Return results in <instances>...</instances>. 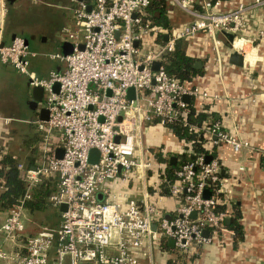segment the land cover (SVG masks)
Returning <instances> with one entry per match:
<instances>
[{"label": "built area", "instance_id": "1", "mask_svg": "<svg viewBox=\"0 0 264 264\" xmlns=\"http://www.w3.org/2000/svg\"><path fill=\"white\" fill-rule=\"evenodd\" d=\"M167 1L190 19L166 29L146 17L149 0H74L80 38H72L70 52L49 55L63 65L50 70L46 78L28 68V55L33 52L21 36L0 46L1 62L24 74L30 85L43 87L47 118L36 121L44 133L42 154L24 177L34 185L50 174L56 176V190L49 200L60 216L55 228L23 241V200L29 197L25 190L0 221V264H140L143 258L153 264L160 237L171 238L175 252L188 253L224 229L229 211L214 209L219 195L229 201L218 158L206 161L198 154L180 165L176 178L167 184V193L177 204L165 214L158 202L161 194L148 190L164 164L148 158L143 134L150 123L163 125L180 113L182 94L208 96L205 87L178 81L164 70L162 55L174 49L177 39L204 33L215 46L220 42L215 32L226 30L233 34L231 47L242 54V60L264 59V50H255L249 37L235 35L248 26L255 8L264 7V0H237L231 7L223 5L230 0H203V12L192 9L189 0ZM256 36H264V30ZM249 52L254 55L251 61L245 58ZM153 60L160 62L156 69L150 66ZM53 82L57 91L51 88ZM128 87L132 96L127 95ZM203 129L209 144L224 142L233 151L250 148L246 139L224 130L219 119ZM51 132L57 139L52 144L46 138ZM56 147L62 149L59 157L54 154ZM92 147L97 156L90 161ZM205 188L207 197L202 193ZM138 192L140 197L135 198ZM62 203L65 207L59 210Z\"/></svg>", "mask_w": 264, "mask_h": 264}, {"label": "crops", "instance_id": "2", "mask_svg": "<svg viewBox=\"0 0 264 264\" xmlns=\"http://www.w3.org/2000/svg\"><path fill=\"white\" fill-rule=\"evenodd\" d=\"M69 1L72 16L68 20L65 19L64 22H67L65 26L61 24L60 30L63 33L60 38L54 35L48 24L37 23V16H29L30 11L35 10L38 4H42L41 0L36 2L35 0H13L3 11L0 38L8 43L12 39L11 35L21 36L29 51L33 52L28 55V68L40 77L46 78L50 70L62 67V61L49 56L53 52H61L62 39L72 42V38L73 40L80 38L73 16L74 0ZM236 1L230 0L223 5L231 7ZM167 15L170 25H179L190 19L189 15L177 7H172ZM259 29L264 30V7L255 8L250 13L248 26L235 35L249 37L256 46L255 50L260 51L264 50V36L260 38L256 36ZM71 35L73 37H70ZM215 35L220 40L215 46H213L212 38L204 33H196L180 39L185 53L201 61V72L196 74L192 82L208 90V96L196 98L188 96L187 101L192 99L196 111L202 109L214 113L215 119L218 118L221 121L224 130L249 142L250 148H242L239 151H233L224 142L211 144L219 160V173L225 194L229 201L236 203L238 207L242 237L234 245L232 231L224 227L217 232L211 242L201 244L194 251L188 252L193 253L191 259L185 262H180L183 261L182 259L174 260L173 264L178 262L181 264H264V59L256 60L254 63L242 60L241 65L232 63L229 61V54L234 50L231 42L224 34L221 36L219 31H216ZM245 44L250 45L249 42ZM49 48L54 50L49 51ZM0 69L5 72L17 71L1 61ZM21 83L23 103H27L26 112L21 110L22 107L14 102L11 95L6 96L0 92V130L10 131L7 126L11 118L24 120L32 118L31 121L37 124L38 107L33 108L28 104V100L31 99V85L28 84L27 77L25 83ZM43 97L44 94L41 99H44ZM20 111L24 112L25 117H21ZM2 123L6 125V128L4 125L1 126ZM40 135L43 134L40 133ZM46 138L51 144L57 140L55 134H48ZM42 144L38 147L35 143V147H38L35 152L36 160L41 157ZM143 145L147 151L151 146H161L162 150L168 152H175L180 147L175 137L163 125L155 121L146 127ZM139 197L138 192L135 198ZM158 197L164 213L171 214L177 200L168 194H161ZM227 216L230 219V213ZM2 218L0 213V221ZM153 253L157 254V264H165L163 262L165 255L155 251ZM153 264H155L154 259Z\"/></svg>", "mask_w": 264, "mask_h": 264}, {"label": "trees", "instance_id": "3", "mask_svg": "<svg viewBox=\"0 0 264 264\" xmlns=\"http://www.w3.org/2000/svg\"><path fill=\"white\" fill-rule=\"evenodd\" d=\"M189 3L192 9L199 12L204 11L203 0H189ZM171 8L172 6L167 0H149L145 9L146 17L152 23L168 29L170 24L167 14L171 11ZM220 33L223 36V33ZM159 38L160 36L157 34L156 39ZM193 61L194 58L185 53L180 39H177L174 49L162 55L161 63L168 74L174 76L178 81L187 83L192 82L196 74L201 72V67L192 65ZM214 120V113L202 109L196 111L191 99L184 102L177 116L163 123L164 128L175 137L180 147L175 152L164 151L161 146L149 147L148 158L163 163L164 167L157 170L154 182L151 186H148V190L156 194H168L167 184L176 178L175 172L181 164L194 160L198 154L216 155L215 149L213 145L208 143L203 129ZM7 128H10L9 130L16 134L19 143L18 146L15 145V147L9 149V144L6 146L5 140L0 141V213L4 218L7 209L19 200L25 190L28 191L29 197L23 200L24 216L28 225L24 227L21 239L25 241L26 236L41 231H50L57 226L56 221L60 218L59 215L55 221L49 224L36 221L45 211L54 207L49 200V195L56 190V176L50 174L43 177L38 183L28 185L24 173L36 161L35 152L38 147H35L34 141L39 136L42 140L43 135H40V133L44 134L43 130L37 124V132L35 133L25 132L21 129L18 131V128H14L13 125H9ZM50 134L54 135L55 132ZM171 154L176 156L174 162L169 161ZM19 162L21 166L17 165ZM149 172L147 171V173ZM219 199V202L214 205V209L229 211L230 219L227 223L223 221V227L232 231V243L235 245L236 241L242 237V229L238 220V207L234 202L223 200L221 195H219ZM157 241L154 251L165 255L163 260L165 264H173L174 260L179 261L181 259L183 261L180 262H185L193 257L192 252L186 254L175 252L168 240L163 237H160ZM140 264H148V260L143 258Z\"/></svg>", "mask_w": 264, "mask_h": 264}, {"label": "rangeland", "instance_id": "4", "mask_svg": "<svg viewBox=\"0 0 264 264\" xmlns=\"http://www.w3.org/2000/svg\"><path fill=\"white\" fill-rule=\"evenodd\" d=\"M42 4H38V7L33 10L30 11V17L32 16H37V23H39L40 25H49V28L53 31L54 35H56V37H61L62 36V31L60 30L61 24L65 26L64 22L65 19H69L72 16V11H71V7L69 5L70 1L69 0H41ZM36 2V0H35ZM1 14L3 16V11L7 5L5 0L1 1ZM40 9V10H39ZM39 10V11H38ZM46 13H51L50 15H45ZM55 17V18H54ZM54 18V19H53ZM53 19V20H52ZM62 19V20H61ZM73 21V20H72ZM67 26V25H66ZM36 38V37H35ZM50 49V48H49ZM54 49H50L49 51H53ZM26 77L23 74L16 72H5L4 70L0 69V92L1 94L3 93V95L9 96L11 95L12 99L14 100V102H16V104L18 106H21V110H23L24 112H26L25 108L27 107V103L24 102L23 103V86H20V84L22 85L21 82L25 83ZM41 103H44V99H41L40 101ZM23 112V113H24ZM22 112L20 111L19 114H21ZM21 114V117H25V114ZM26 119V118H25ZM27 120V121H26ZM26 120L24 119H15V118H11V121L8 124L12 126L14 128H18V131L21 130H25V132H29V133H35L37 132L36 130V124L31 121L32 118H27ZM4 123L1 124V126H3ZM4 127L6 128V125H4ZM10 129V128H9ZM8 129V130H9ZM5 140L6 146L7 144H9V149H12V147L18 146L19 143V139L18 137H16V134L12 131H4V130H0V141ZM43 140H40V136L37 137L35 139V143L36 145L39 147V145L42 144ZM25 213V210H24ZM59 215V212L57 210L56 207H51L49 208L47 211H45L39 218H37L36 221H40L39 223H51L53 221H55L57 219ZM59 219V218H58ZM57 219V223L58 220ZM23 222L26 225L27 224V220L25 218H23ZM56 223V224H57ZM155 253H158L157 251H155ZM181 253V252H180ZM186 252H182L181 254H183ZM156 255H154L153 253V259H154V263H156ZM177 264H181V263H177Z\"/></svg>", "mask_w": 264, "mask_h": 264}, {"label": "water", "instance_id": "5", "mask_svg": "<svg viewBox=\"0 0 264 264\" xmlns=\"http://www.w3.org/2000/svg\"><path fill=\"white\" fill-rule=\"evenodd\" d=\"M5 1L8 4V3L12 2L13 0H5ZM86 8L87 9L90 8V4L89 3H87ZM1 18H2V14H1V11H0V23H1ZM222 33L226 36V38L230 42L232 41L233 34L231 32L226 31V30H222ZM13 36L14 35H11V38ZM166 36H167L166 33H163L162 34V38L163 39H165ZM4 43H5V40L3 38H0V46H2ZM134 44H135V42H134ZM60 46H61V52L63 54L70 52L71 49H72V43L70 41L66 40V39H62L61 40ZM77 47L78 48H81L82 47V44L81 43H78L77 44ZM229 61L232 62V63L238 64V65H241L242 64V54L240 52H238L237 50H232L230 52V54H229ZM159 63L160 62L158 60H153L151 62V65L150 66H151V68L156 69L158 67ZM192 65L194 67H200L201 61L198 58H195L194 61H193V63H192ZM10 68H13V67L10 65ZM28 84H29V82H28ZM51 88H52V90L57 91V88H58L57 82L51 83ZM126 91H127V95L128 96H132L133 91H132V88L131 87H128L126 89ZM30 93H31V99L28 100L29 106H31L33 108L38 107V118L41 119V120H45L47 118V108L43 105V103L40 102L41 101V96L43 94V87L41 85H31L30 86ZM181 98H182V100L187 101L188 100V94H182L181 95ZM118 118H119V116H118ZM115 139H117V138L115 137ZM61 152H62V149L60 147H56L54 149V154L57 157H59L61 155ZM96 156H97V150L94 147L90 148L89 149V152H88V159L90 161H93V160L96 159ZM210 158H211V155L210 154H206L205 155V160L206 161H208ZM175 159H176V156L175 155L171 154L169 156V161L170 162H174ZM202 193H203V195L205 197H207L208 196V193H209V190L207 188H205V189H203V192ZM101 196H102L101 195V192H98L97 193V198L100 199ZM64 207H65V205H64V203H62V204L59 205L58 209L59 210H63ZM190 215L193 216L194 215V211H192L190 213ZM228 221H229V217L228 216H225L224 217V222L227 223ZM151 227L154 228V224L153 223L151 224ZM206 233H207V229L206 228L202 229V234L203 235H206ZM168 243L171 245L173 243V240L171 238L168 239Z\"/></svg>", "mask_w": 264, "mask_h": 264}, {"label": "bare ground", "instance_id": "6", "mask_svg": "<svg viewBox=\"0 0 264 264\" xmlns=\"http://www.w3.org/2000/svg\"><path fill=\"white\" fill-rule=\"evenodd\" d=\"M0 5H1V1H0ZM0 8H1V7H0ZM0 11H1V9H0ZM234 43H235V44H239L238 40H235ZM246 57H247L248 60L251 61V60L253 59L254 55H253L252 53L249 52V53L247 54V56L245 55V58H246Z\"/></svg>", "mask_w": 264, "mask_h": 264}]
</instances>
